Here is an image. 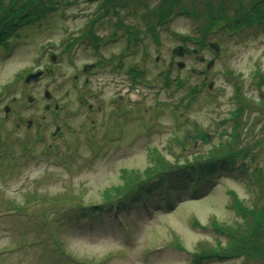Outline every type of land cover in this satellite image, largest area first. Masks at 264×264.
I'll list each match as a JSON object with an SVG mask.
<instances>
[{
	"label": "rangeland",
	"instance_id": "obj_1",
	"mask_svg": "<svg viewBox=\"0 0 264 264\" xmlns=\"http://www.w3.org/2000/svg\"><path fill=\"white\" fill-rule=\"evenodd\" d=\"M124 1L114 15L107 5L101 8L102 0H45L49 10L18 20L22 25L13 26L12 37L0 46V264L246 261L195 263L191 253L202 244L227 243L213 222H245L229 192L250 208L264 204V22L230 33L220 20L223 26L201 35L198 28L208 22L201 14L204 5L218 9L222 4L223 16L232 17L235 0H176L190 15L177 6L178 12L152 30L157 20L149 10L161 0ZM194 7L199 17L193 16ZM82 32L102 43L69 44ZM198 40L204 41L203 61L194 54L174 58L173 48H197ZM207 42H218L219 51ZM171 60L185 66L174 65L169 72ZM86 65L97 67L86 75ZM129 68L143 75L132 81ZM37 70L45 73L24 83L25 73ZM78 73L80 79H74ZM166 75L181 79L182 85L165 86ZM46 90L51 100L44 97ZM118 94H124V103L123 98L112 101ZM55 101L62 106L56 124L57 114L44 109ZM241 103L251 106L232 119ZM235 120L240 124L236 131ZM56 125L62 134L52 139ZM200 130L208 139L194 144L192 136ZM230 132H237L234 147L249 148L244 167L236 163L218 172L202 193L176 191L164 208L158 206L162 196H153L148 209L139 205L121 212V220L104 207L92 226L78 217L75 209L100 203L102 191L121 182L122 168L145 171L159 156L182 163L216 145L222 151L234 141ZM47 143L53 146L49 152ZM248 264H264V256Z\"/></svg>",
	"mask_w": 264,
	"mask_h": 264
},
{
	"label": "trees",
	"instance_id": "obj_2",
	"mask_svg": "<svg viewBox=\"0 0 264 264\" xmlns=\"http://www.w3.org/2000/svg\"><path fill=\"white\" fill-rule=\"evenodd\" d=\"M2 1H0V46L6 45L7 38L13 33L14 29H12V27L16 26L18 20L23 19V17L28 14L35 15V12H37L40 17L44 12L49 10V6L45 0ZM4 1L6 3L5 5ZM102 1L104 5H102L101 8L107 5V9H113L116 4L118 5L123 2V0ZM247 1L249 2L246 5L243 4L241 0L233 1L232 6L234 10H237L232 17L223 16L225 12L221 8L222 4L218 6V9L214 8L213 5L209 3L204 5L203 8H205L206 11H201V14L204 15L203 18H206L208 22L198 28L201 35L208 33L210 30L214 29V27L219 28L218 25H225L223 26L224 28H228L230 33H234L245 27L251 28L254 27V25L263 24L264 0ZM51 2L54 4L59 3L58 0H51ZM177 6L180 12L187 13V8L183 10L185 6L178 5L176 0H161V3L155 9L149 10L152 14L150 18L153 19L155 13L157 23L167 20L174 12L178 11L176 9ZM57 7L58 4L52 10L54 11ZM194 11L196 13L194 16L199 17V12L196 7H194ZM215 11L219 12L217 16L215 15ZM220 20H225L222 23L223 25L220 23ZM8 29L11 30L9 34L6 32ZM92 33L94 34V31ZM93 34L82 32L77 39H84L86 36L87 38L93 39L95 35ZM199 43L203 45L204 41H200ZM166 78H168L167 75ZM175 80L177 81L176 84L182 85V80L179 78L167 79L165 84L169 85L171 82H175ZM191 94H194L193 90ZM237 94L241 96L239 91H237ZM243 104L244 103H241V108L238 106L240 111L238 114H236L237 112L233 114L232 119L237 118V115L240 117L244 106L248 105L247 103ZM262 105L264 106V104ZM250 106L251 105H248L249 108ZM238 108L236 110H239ZM239 125L240 124L235 120L233 125L234 131H236ZM189 133L190 132H188V134ZM236 133L237 132L229 133V136L234 139V141L230 139L229 142H226L229 145L223 147L222 151L219 149L220 146L218 147V145H216L207 154H196L191 156L190 159L184 158L182 163L172 164L171 161L159 156V158H154L153 161L150 160L153 164L145 171L122 168L120 173L121 182L102 191L101 203L91 202L90 205H84L87 207L75 209L79 214L78 217L83 218L87 211L93 214L101 212L104 209L103 205H106L107 209H109V206H113L118 210H128V212H130L132 209H138L139 205H144L147 202L153 201V196H162L161 203L167 205L171 196H174V192L176 191L183 194H190L191 196H194L196 193H202L217 180L215 175L218 172H224L227 169L229 171L235 161H238L240 167H243L242 160L249 156V148L247 146L240 148L233 146L235 144ZM192 137L195 138L196 134ZM182 143L184 144V142ZM182 146L183 148L187 147L186 145ZM150 151L155 152L156 149L151 148ZM229 194L234 201L237 212L240 211L245 222L236 221L233 225H222L213 222L211 224L213 230L227 237V243L222 245L218 242L214 247H207L206 244L200 245L198 249L191 253V258L195 263L213 260L225 261L232 258L243 257L246 261H242V264H248V261L251 259H260V257L264 256V204L259 207L252 206V208H250L243 205L244 203L237 197L236 193L229 192ZM77 202L78 204L83 203V199L77 197ZM172 202L173 200L170 201V203ZM254 210H257V212Z\"/></svg>",
	"mask_w": 264,
	"mask_h": 264
},
{
	"label": "flooded vegetation",
	"instance_id": "obj_3",
	"mask_svg": "<svg viewBox=\"0 0 264 264\" xmlns=\"http://www.w3.org/2000/svg\"><path fill=\"white\" fill-rule=\"evenodd\" d=\"M191 54V53H190ZM189 55V54H188ZM96 66V65H95ZM94 65L93 66H90V65H87V69L88 70H90V71H84V69H83V71L84 72H86L85 74L86 75H89L91 72H92V70L94 69V68H96ZM92 67V68H91ZM92 69V70H91ZM88 72V73H87ZM80 79V75H79V73L78 74H76V75H74V79ZM88 80H87V77H85V82H87ZM119 98H121V95L119 94L117 97H116V101L118 102V99ZM49 100H51V98L49 99ZM78 102H80V103H84L85 102V100H84V98L80 95H78ZM90 107H91V105H90ZM61 108H62V106L59 104V102L58 101H55L54 103H53V105L51 104V103H46V104H44V109H46V111H51V110H53V113H52V115L53 114H56V112L58 111V110H61ZM97 109H100V106H97ZM52 112V111H51ZM31 121H29L28 122V127H30L31 126ZM52 134V138H54V137H58L60 134H62V129H61V127L59 126V125H57L56 127H55V130L53 131V132H51Z\"/></svg>",
	"mask_w": 264,
	"mask_h": 264
},
{
	"label": "water",
	"instance_id": "obj_4",
	"mask_svg": "<svg viewBox=\"0 0 264 264\" xmlns=\"http://www.w3.org/2000/svg\"><path fill=\"white\" fill-rule=\"evenodd\" d=\"M210 47L214 48L215 50H218V45L217 43H211L210 44ZM175 54L177 55H183L184 52H187L186 49H183V47L179 46L177 48L174 49L173 51ZM200 60H203V57H198ZM211 63H209L208 67L210 66ZM177 65L179 67H182L183 66V63L181 62H178ZM41 72H36V73H33V74H29L26 79H25V82L28 83V82H31V81H35L39 78ZM47 94V93H46ZM29 100H31V98H29ZM208 139V135L204 134V133H199L198 134V140L199 141H207Z\"/></svg>",
	"mask_w": 264,
	"mask_h": 264
}]
</instances>
